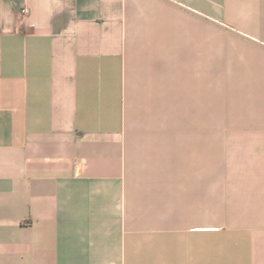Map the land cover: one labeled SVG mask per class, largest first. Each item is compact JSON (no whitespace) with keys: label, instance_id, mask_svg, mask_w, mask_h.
<instances>
[{"label":"crops","instance_id":"obj_1","mask_svg":"<svg viewBox=\"0 0 264 264\" xmlns=\"http://www.w3.org/2000/svg\"><path fill=\"white\" fill-rule=\"evenodd\" d=\"M210 53L264 136V0H0V264H264V207L238 176L210 208L208 128L176 125Z\"/></svg>","mask_w":264,"mask_h":264},{"label":"rangeland","instance_id":"obj_2","mask_svg":"<svg viewBox=\"0 0 264 264\" xmlns=\"http://www.w3.org/2000/svg\"><path fill=\"white\" fill-rule=\"evenodd\" d=\"M216 42L210 39V52H216ZM216 58V54L210 53L208 98L201 101L200 98H177L176 125L208 128L210 208L238 203V192L233 191L238 176L242 177L241 186L247 190L239 192L241 205L232 207H264V142L260 141L264 136L255 134L253 119L259 114L248 98V88L233 86L231 72L220 69L224 64H219ZM248 138L252 143H248ZM226 217L240 224H248L254 218Z\"/></svg>","mask_w":264,"mask_h":264},{"label":"built area","instance_id":"obj_3","mask_svg":"<svg viewBox=\"0 0 264 264\" xmlns=\"http://www.w3.org/2000/svg\"><path fill=\"white\" fill-rule=\"evenodd\" d=\"M27 12H28V9L25 8V7H23V8L20 9V13L21 14H26Z\"/></svg>","mask_w":264,"mask_h":264}]
</instances>
